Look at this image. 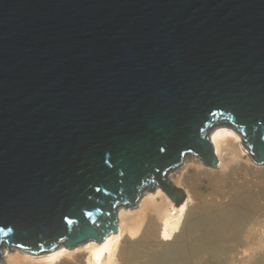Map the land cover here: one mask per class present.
<instances>
[{
    "label": "water",
    "instance_id": "1",
    "mask_svg": "<svg viewBox=\"0 0 264 264\" xmlns=\"http://www.w3.org/2000/svg\"><path fill=\"white\" fill-rule=\"evenodd\" d=\"M264 160V0H0V257L100 241L210 131Z\"/></svg>",
    "mask_w": 264,
    "mask_h": 264
},
{
    "label": "bare ground",
    "instance_id": "2",
    "mask_svg": "<svg viewBox=\"0 0 264 264\" xmlns=\"http://www.w3.org/2000/svg\"><path fill=\"white\" fill-rule=\"evenodd\" d=\"M209 135L212 153L217 159L214 164L197 153L188 152L169 169L173 173L165 175L186 195L177 206L176 200L155 180L153 190L143 185L136 205L127 202L116 206L117 230H111L100 241L90 238L69 246L60 240L52 250L43 249L38 253L19 246H5L0 264H125L126 254L135 244L165 243L177 235L189 210L198 205L199 188L206 179L213 189L211 201L223 202L242 192L254 195L257 204L263 205L264 160L257 161L242 132L230 125H217ZM262 235H255L258 247L264 239Z\"/></svg>",
    "mask_w": 264,
    "mask_h": 264
},
{
    "label": "rangeland",
    "instance_id": "3",
    "mask_svg": "<svg viewBox=\"0 0 264 264\" xmlns=\"http://www.w3.org/2000/svg\"><path fill=\"white\" fill-rule=\"evenodd\" d=\"M212 190L204 180L198 205L189 210L177 235L165 243L135 244L125 264H264V239L259 247L256 243L257 236H264V203L242 192L214 202Z\"/></svg>",
    "mask_w": 264,
    "mask_h": 264
}]
</instances>
